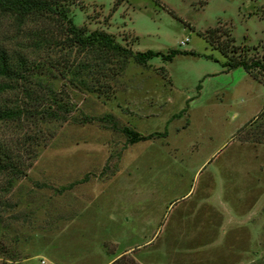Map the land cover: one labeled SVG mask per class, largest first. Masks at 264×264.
<instances>
[{"label":"rangeland","instance_id":"1","mask_svg":"<svg viewBox=\"0 0 264 264\" xmlns=\"http://www.w3.org/2000/svg\"><path fill=\"white\" fill-rule=\"evenodd\" d=\"M68 15L131 51L196 55L140 65L70 45L43 15L0 11V49L26 66L21 78L0 76V108L23 114L0 120V143L23 171L0 170V264L262 260L264 143L241 127L264 105V74L222 72L202 35L217 28L259 58L264 0H74ZM106 114L166 135L126 145L100 122Z\"/></svg>","mask_w":264,"mask_h":264},{"label":"trees","instance_id":"2","mask_svg":"<svg viewBox=\"0 0 264 264\" xmlns=\"http://www.w3.org/2000/svg\"><path fill=\"white\" fill-rule=\"evenodd\" d=\"M74 0H0V11L14 13L16 15H29L39 14L50 18L57 22L61 29L64 31V38L70 45H75L80 48H98L99 50L109 51L112 53L121 54L124 57H130L135 63L145 65L146 62L152 57H159L161 61H171L175 55H196L189 50H179L176 48H169L166 52L155 51L152 49H145L142 51H131L116 42L113 37L101 30L93 29L87 31L84 27L76 26L68 15L69 5ZM117 3V2H116ZM220 30L211 28L202 35L205 42L213 49L224 57L221 62L222 72H227L230 69L240 67L251 78L256 81H261V76L264 74V55L259 58L255 56H245L240 54L246 47L234 45L233 38L228 33H223L224 38H219ZM239 49V51H237ZM206 58L209 56L205 55ZM214 61H216L214 59ZM26 70L25 61L21 56H17L16 63H13L10 57L0 49V76L12 78L22 77V73ZM200 83L195 86L196 91L200 89ZM190 100V99H189ZM188 100V101H189ZM187 108V101L185 106L177 113L172 114L166 123L173 119L180 117ZM41 114H30V116ZM44 115V114H42ZM23 114H18L11 109L0 108V120H18L21 119ZM93 118L89 116L80 117L81 122L92 121ZM101 123H108L113 129L118 130L125 138V144H133L138 141L148 140L156 137H164L166 135L165 128L163 131H154L147 134H141L128 126H117L108 114L99 118ZM252 125V127H251ZM250 128L249 140L256 143H264V105L257 112L256 116L245 123L241 128ZM247 138V139H248ZM0 170L8 171L12 175H20L23 173L19 164V156L12 154V152L1 145L0 143ZM126 257L121 254L119 257L113 259L109 264H125ZM124 260V261H123ZM126 264H137L128 257ZM251 264H264V253L262 260L253 262Z\"/></svg>","mask_w":264,"mask_h":264},{"label":"built area","instance_id":"3","mask_svg":"<svg viewBox=\"0 0 264 264\" xmlns=\"http://www.w3.org/2000/svg\"><path fill=\"white\" fill-rule=\"evenodd\" d=\"M181 43H182V41H181Z\"/></svg>","mask_w":264,"mask_h":264}]
</instances>
